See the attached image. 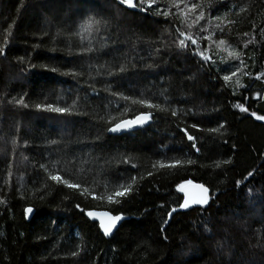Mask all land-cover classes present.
<instances>
[{
    "label": "trees",
    "instance_id": "1",
    "mask_svg": "<svg viewBox=\"0 0 264 264\" xmlns=\"http://www.w3.org/2000/svg\"><path fill=\"white\" fill-rule=\"evenodd\" d=\"M144 9L0 0V264H264V121L249 115H264V0H155ZM177 30L210 36L198 40L209 61L190 42L180 48ZM74 101L71 116L35 108ZM144 112L147 127L107 132ZM126 180L129 194L110 203ZM189 181L209 188L207 206L177 209L178 186ZM92 209L129 219L106 237L87 218Z\"/></svg>",
    "mask_w": 264,
    "mask_h": 264
},
{
    "label": "snow or ice",
    "instance_id": "2",
    "mask_svg": "<svg viewBox=\"0 0 264 264\" xmlns=\"http://www.w3.org/2000/svg\"><path fill=\"white\" fill-rule=\"evenodd\" d=\"M119 3L121 5H126L127 7L139 8L141 11H144L145 10L144 9L145 3H147L148 8L151 9L152 5L155 3V0H140V2L138 4L134 3V0H119ZM173 6L176 8L181 7L180 4H174ZM184 8L187 9L188 5H184ZM191 8H192V10H196L197 6L195 4H193L191 6ZM154 14L162 15L164 17H168L170 15L169 11H160L158 7L155 10ZM202 18H203V13H201L200 16L197 17V19H202ZM177 31H178V43H179L180 48H182V49L185 48L186 45L188 44V42H190V44L192 46H194L196 49H198V51L195 52V55L200 56L202 61H204V62L209 61V56L204 54L205 50L200 48L198 40L199 39H211L210 36L194 38L192 35H187L183 31H179V30H177ZM219 43L223 44L224 41L221 40V41H219ZM88 51L90 52L91 49L89 48ZM2 55H5V49L4 48H0V56H2ZM232 58L234 60L240 61L241 65L243 64V61L240 59L239 54L233 55ZM149 67H151V66L149 65ZM125 70L126 69L123 66H121L119 69V71L121 73L125 72ZM236 70L240 71V68L237 67ZM52 71H56V69H52ZM65 74L75 75L74 72L73 73H65ZM108 74L110 76L114 75V73H111V72ZM232 75H235V72H233ZM222 79H223V81L228 82L230 80V75H227V74L223 75ZM113 95H115V93H113ZM122 99L124 101H128L129 97L127 95H124V96H122ZM137 102L144 105L148 109H153V108L158 107L157 104H154L151 101L146 100V99H140L139 101H133V103H137ZM16 103L21 105L23 108H26V109L29 107V105L24 102L23 97H21L19 100H17ZM74 107H75V101L73 102V104L71 106H68V107L55 106L53 103H46V104L37 103L35 105V108L37 110H43V111H48L51 113H57V114H60L61 116H71L73 114H78V113H74L72 111V109ZM236 107L239 108V110L241 112H245V113L248 112V108L244 107L241 104H237ZM171 115L173 117H175L177 115V112L172 111ZM249 115L254 117L257 121H264V115H257L255 112H251V113H249ZM151 118H152L151 112H144V113H141L139 115H135L134 118H132V119H122V120H120V122L114 123L111 127L107 128V132L114 134V133H119L122 131L131 130L134 127L143 126L146 122H149L151 120ZM191 127L192 128H198V125L192 124ZM223 127H224V124L221 123L219 125V128L208 129V131L209 132H217V131H219V129H221ZM180 131L184 133V135L186 136L188 141L192 142L191 147L198 152L199 148L197 147V144H196L197 138L188 133L187 127L180 129ZM52 143L55 144L56 141H53ZM157 163L159 164L160 168H165V167H175L177 165H180L181 161L179 159H176V160H173L168 165H166L162 160L157 161ZM187 163L192 164V163H194V161L188 160ZM132 166L135 167V165H132ZM216 166L219 167V164H217ZM40 167L44 168V165L41 164ZM153 167L155 168L156 164H153ZM148 174L151 175V172H149ZM251 176H253V173L249 172L248 177H251ZM49 178L52 181H60L62 179V177L58 174L50 175ZM135 179H136V177H130L129 178V180L132 182H134ZM63 182L65 185H67L70 188H77L78 187L77 184H71L67 180H64ZM188 183L190 184L191 181H189ZM237 184H239V181H237ZM178 187H179V190L181 192H185V199L183 200V203L180 204V208L187 209L189 207V199L187 198L186 189H185L184 185H179ZM131 188H132V183H129L128 180H126L125 183L119 184V186L117 188H114L112 190L111 194L107 196V200L110 203L118 204V203H120L119 198L127 196L129 194V192L131 191ZM210 199H211V197L209 195V189L204 187L203 185H200L199 186V195L194 199V203L197 205H201V206H207L209 204ZM77 207L79 208V205H77ZM32 211H33L32 208L26 209V212H28V213H31ZM175 211H176V209L173 208L171 210V212L168 213L169 218L172 217V214ZM86 215L90 218H93L94 220L99 221V227L101 228V230L103 231V233L105 235H108L110 230L115 225V223L122 219L121 216L111 215L109 212H106V211L105 212L87 211ZM106 217L108 218L107 223L105 222Z\"/></svg>",
    "mask_w": 264,
    "mask_h": 264
},
{
    "label": "water",
    "instance_id": "3",
    "mask_svg": "<svg viewBox=\"0 0 264 264\" xmlns=\"http://www.w3.org/2000/svg\"><path fill=\"white\" fill-rule=\"evenodd\" d=\"M123 6H126V5H123ZM260 74H257L256 77H258ZM141 114V113H140ZM139 115V114H138ZM134 117H131V118H126V119H132ZM120 122V121H119ZM118 123V122H117ZM151 123V120L149 122H146L143 126H139V127H134L133 129L131 130H127V131H122V132H119V133H111L113 135H121V134H125V133H128V132H132V131H136L138 129H141V128H144V127H147L148 125H150ZM200 185H203L204 187L208 188L206 185L204 184H201V183H197V182H191L190 184L189 183H186L184 184V187L186 189V193H187V198L189 199V207L188 208H191L193 206H201V205H197L194 203V199L199 195V186ZM209 189V188H208ZM184 194V199H185V192H183ZM209 195H210V190H209ZM29 208H32V207H29ZM187 208V209H188ZM28 209V208H27ZM33 209V208H32ZM177 209H180V210H184L183 208H177ZM89 211H96V212H109L111 215H119L122 217V219L120 221H117L115 223V225L113 226V228L110 230L109 234L108 235H105L103 233V231L101 230L100 228V231L102 232L103 235H105L106 237H111L113 235V233L118 229V227L121 225V223L126 220V219H129V216L127 215H124V214H113L112 212L110 211H107V210H96V209H92V210H89ZM32 214H33V211L31 213H28L27 212V219L29 220L31 217H32ZM87 216V215H86ZM87 218L90 220V221H93V222H97L98 225H99V221L98 220H94L93 218H90L87 216ZM105 222L107 223L108 222V218L106 217L105 218Z\"/></svg>",
    "mask_w": 264,
    "mask_h": 264
},
{
    "label": "bare ground",
    "instance_id": "4",
    "mask_svg": "<svg viewBox=\"0 0 264 264\" xmlns=\"http://www.w3.org/2000/svg\"><path fill=\"white\" fill-rule=\"evenodd\" d=\"M191 182H194V181H191ZM197 183H199V182H197ZM201 184H203V183H201ZM205 185V184H204ZM189 209V208H188ZM177 210V209H176Z\"/></svg>",
    "mask_w": 264,
    "mask_h": 264
},
{
    "label": "rangeland",
    "instance_id": "5",
    "mask_svg": "<svg viewBox=\"0 0 264 264\" xmlns=\"http://www.w3.org/2000/svg\"><path fill=\"white\" fill-rule=\"evenodd\" d=\"M206 55V54H205ZM198 56V55H197ZM200 59H201V57L200 56H198ZM202 60V59H201Z\"/></svg>",
    "mask_w": 264,
    "mask_h": 264
}]
</instances>
